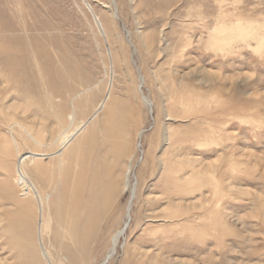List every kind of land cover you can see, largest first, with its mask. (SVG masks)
I'll return each instance as SVG.
<instances>
[{"label": "rangeland", "instance_id": "rangeland-1", "mask_svg": "<svg viewBox=\"0 0 264 264\" xmlns=\"http://www.w3.org/2000/svg\"><path fill=\"white\" fill-rule=\"evenodd\" d=\"M97 149L132 201L108 264H264V0H0V264H47L27 185L78 229Z\"/></svg>", "mask_w": 264, "mask_h": 264}, {"label": "bare ground", "instance_id": "bare-ground-1", "mask_svg": "<svg viewBox=\"0 0 264 264\" xmlns=\"http://www.w3.org/2000/svg\"><path fill=\"white\" fill-rule=\"evenodd\" d=\"M241 23L242 22H239L235 26H233L232 32L235 31V33H244L245 30L241 31L240 28H236H244ZM104 102L105 101H102L97 106L90 120L94 119L96 114L103 107ZM90 120L88 119L86 122L81 123L76 129H74L72 133L66 135L60 142L59 149L53 154L59 155L61 161L65 160L64 157L71 156V151L78 147L79 141H81H76L78 134L86 130L85 128L90 122ZM141 133L142 131L140 132L139 136L141 135ZM99 149L102 150V148ZM96 151V154L94 152V160H91L94 163H81L82 168L81 171H79L78 173V176L83 177L84 179H86V177H93V179L96 178L95 181H92L93 187L90 188L92 190L86 193L88 195L86 197L84 196L83 200L76 199V201L79 200L80 202L77 208L73 210L74 213L72 211V214H75V217L73 219H70L74 221V224H77L76 226L78 229L71 228L70 230H68L71 226H68L65 221L63 222V220L58 217V214H56L55 221L53 223V216H49L48 213L46 214L47 210L44 206V198L47 197V194L44 196L42 195V192H39L33 185H27V194L33 193L34 198L38 202V223L36 238L37 241H40V245H42L40 246L41 253L44 259L46 260L47 264H108L115 252H117L116 248L119 239L125 234L126 230L128 229V226L132 219V201H129V204L127 205L126 214L122 226H120L119 224L121 223H119V221L121 222V220L119 219L121 218V210L119 209V207L114 206V202L117 197V184L119 183L115 179L110 180V182L112 181V189H109L106 183L101 185V179L97 176L98 174L100 175L101 168L103 167L101 159L104 156L100 155V151L98 152V149ZM89 153L87 154L88 156L86 155L88 157L87 162L90 158ZM43 155L46 154L38 152H31L30 154H25L21 156L19 164L24 163V160L27 158L31 159L33 157ZM85 160L86 159L84 158V161ZM57 164L61 165L63 163ZM90 164H92V166H90ZM17 173L19 179L26 185V177L23 173V169H21V166H18ZM57 181L58 183H60V178ZM126 186H128V181H126ZM134 187L132 188V196L134 195L133 193L135 191ZM65 189V184H63L61 181L60 190L65 192L67 190ZM49 196L51 195L49 194ZM81 196L83 197V194ZM76 201L74 202L76 203ZM28 203L29 201L27 200L21 201V204H23V206L27 205ZM57 210L58 209L56 208L55 211L57 212ZM71 217H73V215ZM69 224H71L70 221ZM53 225H55V227L63 225L67 228L65 232V243L64 239L58 236V233L54 232L53 235H48L46 233L49 226L53 228ZM47 243H50L49 245H52L51 247L49 246L50 249L48 246H46ZM106 249L108 250L103 257L102 255L106 251Z\"/></svg>", "mask_w": 264, "mask_h": 264}]
</instances>
